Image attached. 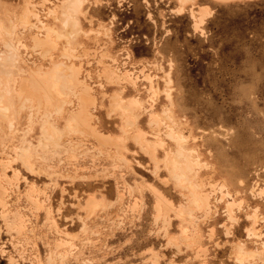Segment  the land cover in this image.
I'll return each instance as SVG.
<instances>
[{"label": "rangeland", "instance_id": "rangeland-1", "mask_svg": "<svg viewBox=\"0 0 264 264\" xmlns=\"http://www.w3.org/2000/svg\"><path fill=\"white\" fill-rule=\"evenodd\" d=\"M29 2L40 19L59 31L65 29L64 8L68 4L67 0H0V20L5 27L10 29L18 24L17 34L5 35L13 36L18 50L7 47L0 35L1 85L8 94L6 102L11 98L16 119L15 126L9 127L0 114V172L9 174L12 182L5 183L8 215L20 209L31 220L26 232L19 234L4 221L0 205V264H11L10 257H18L23 249L20 264H264V0H84L81 13L74 14L68 22L73 32L70 58L62 54L64 37L59 39L56 50L49 53L34 46L33 34H44L45 29L39 31L41 26L34 16L32 22L39 28L19 23ZM53 2L59 6L51 14L48 7ZM56 63L72 64L80 71L79 78L82 76L90 85L91 93L96 95L91 105L93 123L104 134H121L119 126L123 119L119 110L111 111L110 94H122L126 100L136 95L145 101L149 93L158 91L155 111L161 113L164 105H171L169 115L161 113L159 128L165 130L172 119L187 136L186 147L198 152L204 166L192 177L203 179L204 189L210 192V214L195 211L199 238L191 235V223L182 221L173 211L170 227L158 216L154 192L161 190L175 205L183 202V196L164 163L158 162L156 168L150 153L133 139L128 137L125 143L124 154L129 163L118 164L108 156L110 148L100 145L90 134L66 131L74 102L66 106L68 110L62 115L44 107L37 110L35 104L34 110L29 105L18 109V82L29 77L33 68L42 65L48 70ZM104 65L115 66L121 74L129 70L130 74L122 75L117 84L107 79ZM148 83H153V90ZM167 89L172 94V104L165 95ZM147 115L140 112L138 123L148 131ZM29 116L35 118L31 121ZM46 119L61 130L63 144L70 139L80 140V144L74 143L80 153L77 161H72L63 150L53 153L40 144L41 123ZM148 137L152 139L151 134ZM21 138L36 148L39 158L32 159V163L15 155ZM156 156L163 158L161 148ZM124 181L133 188L132 194L125 192ZM33 187L38 192L31 193ZM119 192L124 197L122 203L118 201ZM29 193H35L33 199L39 197L42 210L28 197ZM91 197L105 205L95 207L86 216L82 204ZM83 199L85 202L81 203ZM232 200L236 222H231L227 214L226 204ZM134 201L141 206L137 204L138 210L132 212L128 205ZM49 205L58 225L66 231L64 235L51 224ZM252 208L258 211L255 216ZM183 226L191 240L182 237ZM59 242L63 243L60 247ZM238 242L260 252L246 261L239 260ZM63 249L67 254L64 261H47L51 253Z\"/></svg>", "mask_w": 264, "mask_h": 264}, {"label": "bare ground", "instance_id": "bare-ground-1", "mask_svg": "<svg viewBox=\"0 0 264 264\" xmlns=\"http://www.w3.org/2000/svg\"><path fill=\"white\" fill-rule=\"evenodd\" d=\"M67 1H68V4L64 8V14L66 16V20L64 21V26H65V29L64 30H60L59 31L54 26L47 25V23H45L42 19H40L39 16H38V14L34 12L35 7L31 6L30 5V2L27 4L25 10L23 11L22 16L19 19L20 20L19 23H21L24 26H28V25H31L32 24L35 27L37 25H35V23H33L32 22V19H31L32 16H34L35 19H37V22L40 23V26H41L40 28L41 29L37 26V28H39V31L42 30V28L45 29V33L44 34L43 33H40L41 34L40 35L37 32L35 34H33L32 40H33L34 46L39 47L42 50V52L44 51L45 53H49L52 50H56L54 48L58 45V41H61L59 39H61V38L64 37L65 38L64 40H66V42L63 43L65 45H64V47L62 49V54L70 58L72 56V42H71V40L73 38V32H72L71 29H69V23L68 22H69V19L70 18H74V14L81 13V6H82V3H83L84 0H67ZM45 3H46V1H45ZM58 6L59 5H57L56 3L53 2L52 3V6L48 7V11L51 14L52 13H55L57 11ZM193 11H196V10H193ZM198 13H199V11H198ZM193 15H196V13H194ZM205 15H207V14H205ZM205 15H204V17H205ZM198 17H196V19H194V21H196L198 19ZM17 25H18L17 23H14L13 26H12V28L7 29L5 27V25L3 24V22L0 20V35H2L1 37H3L6 46L9 47V48L15 49V50H18V46L16 47V45L13 42V39H12L13 36L11 38H7V36H5V35L6 34H11V35L17 34L16 33ZM198 28H200V27H198ZM20 44L23 47H26V45L24 43H20ZM112 60L115 61L114 59H112ZM103 64H104V62H103ZM104 68H105L106 76L108 77L107 79H110V80H113V81H117V84H118V81H122V80H120V78H121L122 75L123 76L126 75V77H128L129 74H130L129 73L130 72L129 70H125L124 71L125 74H123V73L121 74L118 71V69L115 68V66L114 67L113 66L112 67H110V66H107L106 67L105 66ZM119 70H120V68H119ZM131 71H133V70H131ZM79 72L80 71H78V69L76 67H74L72 64L71 65H65L64 63H56L51 68H49L48 70L47 69L44 70L42 68V65L39 66L37 69H34L33 68L31 70L30 76L29 77L22 78L20 80V82H18V87H16L17 88L16 89V98L18 100V105H19L18 109L19 110H23L28 105H29V107L32 106V109H33V106L35 104L36 108L39 107L37 110H39V109L43 110L40 107H44L46 109V111H48V112L49 111H55L57 114L62 115V114H64V112L67 109L66 106L68 104H71L72 102H74V103H72V104H74V106H73L74 108H72V109L70 108L69 109L70 111H69L68 119H67V122H66V125H65L66 131L67 132L77 131V132H74V133H78V131H79V133H82V134L83 133H87L88 135L90 134L91 136H93V138H95V139H97V141H99V144L100 145H105V146H107V148H110V149H108L109 150L108 156H110V158H112L115 162H118V164H119V162L127 163L128 159L126 158V156L124 154V149H127L126 146H125V143H126L128 137L131 138V139H133L136 143H138L140 145V147L142 149H144L146 152H148V154L150 153V155L152 156V158L155 161V165H156L155 167L156 168L158 166V162L162 161L164 163V167L170 173V175L174 178L175 183H176V185L179 186L180 191H181V194L183 196V202H180V204L175 205V203L172 200H170L163 193H161V190L159 192L152 191V192H154L155 197H156L155 207L157 209L158 216H160V218L163 219V221H165L166 224H169V227H170L171 226L170 224H171V221H172V218H170L171 217V211H173L174 214L176 216H178V218H180L182 221H188V222L191 223V225L193 227L191 235L193 237H195L198 234V232H199V230H198V226L199 225L197 223L198 220L197 221L195 220L196 219L195 218V211L196 210H201L206 215H209L210 214V212H211L210 209H212L211 208V200H210L211 199L210 198V192H207L208 190L206 191L204 189L205 184H204L203 179H201L199 177L200 179L195 180L192 177V174H194V176L197 175L199 173V170H201L200 168H203L204 166H202L201 160L199 159L198 152H196L195 149H193V148L186 147L185 142L187 141V136L178 128V126H175L172 123L173 122V121H171L172 119L170 120V119L167 118L168 120H170L171 125H169L166 128L164 127L165 130H162L163 128L162 129L159 128V126H160L159 124H160V122L162 120L161 113L162 114L165 113V114H168L169 115L171 113V109H170V106L171 105H169V104L167 106L164 105L163 106V112H161V113L155 111V109H156L155 108V99H156L155 98V95H156V93L158 94V91H155L156 92L155 94H150L149 93L148 94L149 97L145 101H142L140 99V97L139 96H136V95L133 98H129L128 100H126L122 96V94H113V95L110 94L109 102H110V106L112 108L111 111L113 112V111L119 110L120 113H121L119 115H121L122 116L121 119H123V120H121L122 123L119 126L120 127V130H121V134L120 135H117V136H112V135L104 134V133L100 132L98 130V128H96L95 123H93V117H94L95 114L94 115L92 114L93 111H91V105L94 104L93 103L94 102V97H96V95L93 96L92 93H94V92L91 93V90L92 89H91L90 85H88L86 83V81L84 80V78L82 79V76H81V78H79ZM149 76L150 77H148V78H152L151 75H149ZM136 78H138V76H136ZM144 78L147 79V77H144ZM124 79L125 78H123V80ZM3 81H6V79L5 80L3 79ZM17 81H18V79H17ZM125 81H126V79H125ZM147 81H149V80H147ZM14 82L16 83V81H14ZM169 83H172V82H169ZM166 84H167V82H166ZM148 85H150V84L148 83ZM148 85L146 87H148ZM2 87L3 86L1 85V79H0V114L5 119L7 126L13 127V126H15V122H16L15 115L12 114L14 112L13 103L10 101L11 100L10 97H9V101L6 102V98H7L8 94L6 93V90L3 89ZM148 88H150V89L153 90L154 89L153 83H151L150 87H148ZM168 89H170V88H168ZM168 89L165 90L166 91L165 92L166 94L165 93L164 94L166 95L167 99L170 100V103L172 104V94H171L170 90H168ZM155 90H157V89H155ZM160 90H162V89H160ZM72 98H74V100H72ZM156 101H157V99H156ZM146 102H147V105H145ZM99 105H101V104H99ZM92 107H93V105H92ZM142 111H144V112H146L148 114L147 115L148 116L147 117L148 118L147 120H148V126L150 127V130H148V131L146 129H143L142 127H139L138 118H139V113L142 112ZM31 112L33 113V111H31ZM31 112H29L30 113L29 115H31ZM34 116H33V118H31L29 116V119H31V121H32L35 118ZM171 118H173V117H171ZM167 119L165 121L166 123L169 122V121H167ZM169 123H167V125ZM175 124H177V121H176ZM41 133H42L41 134L42 136H41L40 144L42 146H44V149L50 150L53 153H57V152H60V151L63 150L66 153L69 154V156L72 159V161L73 160H75V161L78 160V155L80 153L78 152L79 153L78 154L77 153L78 150L77 151L75 150V147L74 146L76 144L74 145V143L79 142L80 140L79 141H73L72 139H70V141H69L68 144H63L61 142V139H62V132H61V130L59 128H57L56 125L51 120H49V119H46V120L43 121V123H41ZM148 134H151L152 135V137H151L152 139H150L148 137ZM20 141H21V145H20V147H17L18 149H16V152L14 151L16 153L15 155L17 157L21 158L22 161H24V162L32 163L34 161V160L32 161V159H34V158L36 159L38 157V155H37V153L35 151L36 148L34 146H32V144L30 142H26L24 138H21ZM80 143L81 142H79L78 144H80ZM96 146L98 147V145H96ZM15 147H16V145H15ZM159 148H161L162 149V152H163V158L162 159H159L156 156V152L158 151ZM81 150H83V148ZM84 151H85V149H84ZM129 152H130V150H129ZM82 153H83V151H82ZM86 153H87V151H86ZM5 156L7 157V155H5ZM4 160L5 159H3L1 161H4ZM6 161H7V159H6ZM13 163H14V161H13ZM128 163H129V161H128ZM203 164H204V162H203ZM10 165H11V162H10ZM113 165L115 167L118 166L117 163L114 164V162H113ZM128 165H130V164H128ZM4 166L5 165H3V167ZM7 166H9V165H7ZM30 167L32 168L33 165H30ZM23 168H25V167H23ZM10 169H11V167H10ZM16 169L17 168H15L14 170H16ZM3 170L6 171L7 169L4 168ZM19 170H21V169H19ZM85 170H87V169L85 168ZM116 170H117V168H116ZM153 170H155V168H153ZM16 171H18V169ZM79 171H80V168H79ZM83 171H84V169H83ZM7 172H8V170H7ZM36 173H37V171H36ZM65 173H66V171H65ZM114 173H115V171H114ZM15 174H18V173H15ZM20 174L21 173L19 172L18 175H20ZM74 174H76V172ZM8 175L9 174H7L6 172H3V173L0 172V205L3 208V210H2V217H3L4 221L7 223V225L11 229H14L19 234L20 233H23V232L25 233L26 232V229L28 228L27 225L31 221L30 218L27 217V215L25 213H23L20 209L19 210H16L13 215L12 214H11V216L8 215V213H9V211H8V200H7L8 199L7 198L8 197V190H7L6 184L11 182L9 180V178H8ZM74 176H76V175H74ZM72 180H73V178H72ZM165 180H167V179H165ZM15 182H17V181H15ZM142 183H144V182H142ZM164 184H165V182H164ZM166 184H168V181H167ZM123 185H124V188H125V192L128 191L129 194H132V189L133 188L126 181H124ZM242 185H244V184H242ZM9 187H11V185ZM12 187H14V186H12ZM38 187H40V186H38ZM150 190H151V188H150ZM33 191L36 192L37 190L34 189V187H33V189L31 190V193ZM122 191H123V189H122ZM25 193H27V192H25ZM31 193L28 194V197L30 199H32V201H33V203L35 204L36 207L38 206V208H40V206L42 205V201L39 200V197H38V199L35 198V197H34L35 199H33L32 197L35 195V193H34V195L31 194ZM226 193H228V191H226ZM36 195H37V193H36ZM38 195H40V194H38ZM92 195L95 196L94 194H92ZM227 195L225 197H227ZM223 196H224V194L222 193L221 194V198H223ZM259 196H261V195H259ZM75 197H77V196H75ZM86 197H87V195H86ZM47 198H48V195H47ZM78 198H79V196H78ZM80 198H81V196H80ZM123 198L124 197L122 195V192H119L118 193V201L119 202L121 201V203H122V199ZM79 199H78V201H79ZM136 200H137V198H136ZM83 201H84V199L82 201H80V202L82 203ZM134 202H133L134 204H129L128 205L129 209L132 210V212H134L136 209L138 210L137 206L140 205V203L139 204L137 203L138 201H134ZM81 203L79 205H81ZM102 204L103 203L101 201H99V199L96 200L94 197H91V198H89L86 201V204L85 205L84 204H82V205H83V207L85 206L84 209L86 211V216H89L93 212V209L95 207L96 208H99L98 206H100V205L102 206ZM234 204H235V201L234 200L228 201L227 204H226L227 212H228L227 213L228 214V218H229V220L231 222L232 221L236 222L235 220L237 218L236 217V214L234 212V209H233V205ZM103 205H105V204H103ZM79 207H82V206H79ZM79 207H77V208H79ZM83 207H82V211H84ZM256 209H259V208H256ZM35 210H36V208H35ZM51 210H52L51 209V206L49 205L47 207V214H48L49 218L51 219L50 220L51 221V224L54 226V228H55V230L57 232L61 233V235H64L66 233V231L63 230L58 225L55 217L52 215V211ZM253 210H254L253 213H254V216H255V214H257L258 211L256 212L255 209H253ZM79 213H80V211H79ZM81 216H83V215H81ZM81 218H83V217H81ZM252 218H253V215H252ZM258 218H260V217L258 216ZM121 220H123V219H121ZM252 220H254V219H252ZM50 221H48V222H50ZM169 221H170V223H167ZM239 221H240V219H239ZM156 222H158V221H156ZM237 224H240V223H238V221H237ZM183 227H182V231H181L182 237L184 239L191 240L192 238H188L189 233L187 232V227H184V228ZM237 227H238V225H237ZM30 230L32 231V229H30ZM80 230L82 231V228ZM96 230L99 231L98 227H97ZM86 231L87 230H85V232ZM250 231L254 235H257V236L259 235V233L255 232L254 230H250ZM259 231H261V230H259ZM87 233H88V231H87ZM69 234H71V233H69ZM252 234H251V236H252ZM72 235H73V233H72ZM56 237H58V236H56ZM67 237L70 238L69 236H67ZM197 237L198 236H196V238ZM213 237H214V234H213ZM171 238L173 239L175 237H171ZM62 240H63V238H62ZM70 240H71V238H70ZM71 243H72V241H71ZM62 244H63L62 242H59V243H57V246L60 247V246H62ZM2 247H4V246H2ZM67 248H68V246H67ZM76 248H77V246H76ZM236 248H237V246H236ZM64 249L63 250H60V251H57L55 253H51L48 256L47 261L48 262H53V261H56V260H60V263L62 261H64L66 259V257H67L66 251H64ZM69 249H71V248H69ZM36 250H38V249H36ZM1 251H3V250H1ZM4 252H6V251H3V253ZM21 252L23 254L24 249ZM21 252L18 253V257L11 256L10 257V261L12 263L10 261L9 262L11 264H20V259L22 257ZM258 252H260V251H258L257 249H248L244 245V243L241 244V242H240L238 244V250H237L236 256H237V258L239 260L246 261V259H248L249 257L256 256V254H258ZM73 256H75V255H73ZM37 257H38V255H37ZM39 262H41V261H38V263Z\"/></svg>", "mask_w": 264, "mask_h": 264}]
</instances>
